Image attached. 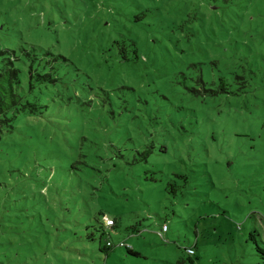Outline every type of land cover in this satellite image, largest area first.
I'll list each match as a JSON object with an SVG mask.
<instances>
[{
  "label": "rangeland",
  "instance_id": "374dc122",
  "mask_svg": "<svg viewBox=\"0 0 264 264\" xmlns=\"http://www.w3.org/2000/svg\"><path fill=\"white\" fill-rule=\"evenodd\" d=\"M8 58L0 264H264V0H0Z\"/></svg>",
  "mask_w": 264,
  "mask_h": 264
},
{
  "label": "trees",
  "instance_id": "16d2710c",
  "mask_svg": "<svg viewBox=\"0 0 264 264\" xmlns=\"http://www.w3.org/2000/svg\"><path fill=\"white\" fill-rule=\"evenodd\" d=\"M241 83L242 86L239 87L238 90L245 87L246 81L243 80ZM21 87H22V82H21V77L19 75V69L16 68L13 65V61L10 58H8L5 62H3V64L0 67V134L3 131H6L7 126H9L11 110L17 105H19L21 109L25 108V105L22 102V95L19 93ZM221 90L226 93L228 92L227 88L225 87H223ZM243 91L247 92L248 89H244ZM231 92L234 94L236 93L235 91H231ZM112 223H113L112 225L107 226L105 224L104 226L113 228L115 227V221L112 220ZM103 232L104 230L102 231L101 235L103 234ZM118 245L125 246L123 242H120ZM111 246H112L111 243L107 241L104 247L103 248L101 247V250H106L108 249V247ZM125 248L127 250V253L132 255H138L135 251L130 249V247L125 246ZM177 264H184V261L180 260L177 262ZM189 264H192L191 260Z\"/></svg>",
  "mask_w": 264,
  "mask_h": 264
},
{
  "label": "built area",
  "instance_id": "2783aa9c",
  "mask_svg": "<svg viewBox=\"0 0 264 264\" xmlns=\"http://www.w3.org/2000/svg\"><path fill=\"white\" fill-rule=\"evenodd\" d=\"M107 222H109V224H112V220H108ZM166 228H167L166 225H163V226H162V231L166 230ZM121 244H122V243H121ZM121 244H120V245H121ZM186 252H187L189 255H192V254L194 253V249L189 247V248L186 249Z\"/></svg>",
  "mask_w": 264,
  "mask_h": 264
}]
</instances>
